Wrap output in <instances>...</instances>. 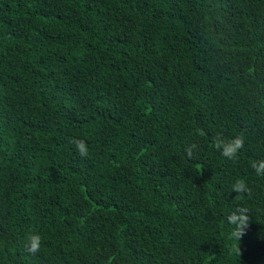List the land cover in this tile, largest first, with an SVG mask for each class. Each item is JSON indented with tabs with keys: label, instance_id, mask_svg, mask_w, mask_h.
Returning a JSON list of instances; mask_svg holds the SVG:
<instances>
[{
	"label": "trees",
	"instance_id": "16d2710c",
	"mask_svg": "<svg viewBox=\"0 0 264 264\" xmlns=\"http://www.w3.org/2000/svg\"><path fill=\"white\" fill-rule=\"evenodd\" d=\"M259 159L264 0H0V264H264Z\"/></svg>",
	"mask_w": 264,
	"mask_h": 264
},
{
	"label": "clouds",
	"instance_id": "9594fccd",
	"mask_svg": "<svg viewBox=\"0 0 264 264\" xmlns=\"http://www.w3.org/2000/svg\"><path fill=\"white\" fill-rule=\"evenodd\" d=\"M196 134L198 136L205 135L203 130H197ZM71 143L75 145L80 156L84 157L88 155V144L86 140L73 138ZM211 146L225 159L235 161L245 147V137L243 135H237L231 138H225L222 133H218L212 137ZM199 147L198 142L189 144L185 149L187 156L190 158L193 157L195 150H198ZM250 166L258 178H264V159L254 160ZM231 187L233 192L238 193L236 199H239L241 194L250 195L252 191L244 179H236ZM249 211L246 206H239L236 211L230 213L226 218L230 225L235 226L232 235L237 239H240L244 235V229L249 223V216L247 215ZM43 242V236L38 231L32 230L25 237V248L30 254L35 255L40 252Z\"/></svg>",
	"mask_w": 264,
	"mask_h": 264
}]
</instances>
